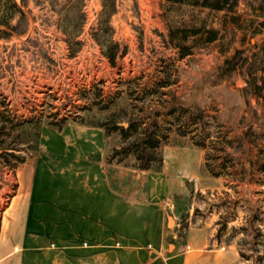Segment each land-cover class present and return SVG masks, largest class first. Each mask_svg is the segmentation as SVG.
I'll return each mask as SVG.
<instances>
[{"label": "rangeland", "instance_id": "374dc122", "mask_svg": "<svg viewBox=\"0 0 264 264\" xmlns=\"http://www.w3.org/2000/svg\"><path fill=\"white\" fill-rule=\"evenodd\" d=\"M15 1L23 16L12 28L0 25V111L19 121H131L138 132L165 134L162 168L179 189L170 213L179 225L172 219L169 228L183 238L188 227L211 226L216 236L241 243L250 255L242 264H256L250 250L264 233V68L221 77L219 67L235 50L251 56L264 43L262 0H238L233 13L194 10L180 25L204 24L216 29V39L188 35L180 49L168 36L163 0H114L112 38L125 52L113 65L91 35L103 0H80L82 45L73 58L57 26V9L68 0ZM111 132L114 148L119 136ZM0 146L31 159L9 136L0 135ZM8 168L0 157V219L18 185Z\"/></svg>", "mask_w": 264, "mask_h": 264}, {"label": "crops", "instance_id": "0c3cea01", "mask_svg": "<svg viewBox=\"0 0 264 264\" xmlns=\"http://www.w3.org/2000/svg\"><path fill=\"white\" fill-rule=\"evenodd\" d=\"M105 151L98 126H41L1 215L0 264L243 263L236 240L211 226L188 227L183 238L169 228L179 191L169 169L144 172L143 189L124 195L110 182Z\"/></svg>", "mask_w": 264, "mask_h": 264}, {"label": "trees", "instance_id": "16d2710c", "mask_svg": "<svg viewBox=\"0 0 264 264\" xmlns=\"http://www.w3.org/2000/svg\"><path fill=\"white\" fill-rule=\"evenodd\" d=\"M238 0H163V16L168 26V36L174 47L180 49V42L188 35L206 34V41L216 39V29L206 28L204 24L199 26L180 25V21L193 14L194 10L225 11L234 12ZM80 0H68L61 4L57 9L58 29L64 35L69 55H75L82 45L78 39L81 32L84 13L81 9ZM260 10L264 14V0L260 3ZM115 12L114 0H103L99 12L98 21L92 30V38L100 47L102 55L113 65L118 56L124 54L125 49L113 40V28L109 23L111 15ZM23 10L15 0H0V25L12 28L11 21L14 17H22ZM189 32V34H188ZM178 37L177 42L173 39ZM185 52H180L181 57ZM245 69L247 77L253 76L258 70L264 68V43L258 46V49L251 56L244 54L243 49H237L230 58H226L219 67L221 77L229 75L234 71ZM255 82V81H254ZM255 87L257 84H254ZM0 111V135L9 136L18 145L28 149L33 157L38 147V137L42 125H47L56 130H60L68 119L52 120L49 118L36 117L26 120H14L13 115H7ZM77 122L90 124L100 127L106 137V151L104 160L108 165L109 179L115 189L124 195H134L143 189L146 171H161L163 165L162 146L168 142V137L156 135L145 128L142 131L137 130L134 122L128 121L127 126L113 124L109 126L107 122L88 123L81 119ZM117 132L119 145L114 148L109 147L108 139L111 131ZM2 141V140H1ZM10 149V150H9ZM8 165V169L15 174L16 168L26 161L25 157L17 156L14 148L0 146V157ZM11 157H14L11 161ZM112 164L119 165L110 172ZM128 178L124 180V176ZM260 238L259 247L250 250L255 255L254 261L260 264L264 250V233H257ZM256 234V236H257ZM234 237L233 234L230 235ZM241 258L249 259V254H245L241 243L236 241ZM241 245V246H240Z\"/></svg>", "mask_w": 264, "mask_h": 264}, {"label": "built area", "instance_id": "2783aa9c", "mask_svg": "<svg viewBox=\"0 0 264 264\" xmlns=\"http://www.w3.org/2000/svg\"><path fill=\"white\" fill-rule=\"evenodd\" d=\"M67 55H68V57H69V58H73V57H75V55H73V56H70V55H69V52H68V54H67ZM80 87L87 88V87H88V85L86 84V82H84V83H81V84H80Z\"/></svg>", "mask_w": 264, "mask_h": 264}, {"label": "water", "instance_id": "95a60500", "mask_svg": "<svg viewBox=\"0 0 264 264\" xmlns=\"http://www.w3.org/2000/svg\"><path fill=\"white\" fill-rule=\"evenodd\" d=\"M124 126L127 124V123H123ZM172 223V218L171 217H168V226H170V224Z\"/></svg>", "mask_w": 264, "mask_h": 264}]
</instances>
